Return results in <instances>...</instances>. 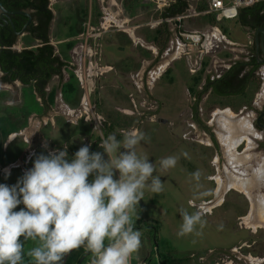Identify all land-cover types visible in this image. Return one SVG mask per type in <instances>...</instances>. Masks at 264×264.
I'll list each match as a JSON object with an SVG mask.
<instances>
[{"label":"rangeland","instance_id":"1","mask_svg":"<svg viewBox=\"0 0 264 264\" xmlns=\"http://www.w3.org/2000/svg\"><path fill=\"white\" fill-rule=\"evenodd\" d=\"M201 1L194 3V9L207 8V0ZM51 2L55 12L51 40L62 50L61 59L70 67L64 69L62 79L55 78L51 82L47 89L50 95L45 106L55 111L56 121L59 124L75 121L79 117L81 122L79 127L75 128L49 126L44 128L43 134L51 137L56 146L62 150L64 147L73 149L75 145H90V152H103L99 147L102 138H106L109 133H116L117 139L122 140L123 136L119 130L136 127L151 137L150 142H141L138 146V154L147 155L150 163H157V173L154 175H159L161 182L165 183L164 191L160 194L145 189L144 199L136 208L133 227L142 231V245L139 251L133 254L130 264H160L158 255L152 254L155 245L156 250L164 258L174 259L175 264H264V219L260 217V210L254 211L251 198L247 195L244 197V194L240 193L242 190L222 189L216 195L220 183L217 174L220 169L217 172L216 168H219L218 162L222 165L226 160L223 154L220 156L218 151L210 147L209 133L205 128L206 125L214 124L217 120L228 119L224 114L240 117L245 108H251L253 102L255 110L262 109L264 83L260 88V81L256 79L241 96L219 98L204 92V95L197 97V93L205 88L203 81L207 84L208 78L214 79L224 73L232 63L233 56L227 57L224 54L226 57L223 55V63L219 61L210 63L211 60L206 63L202 73L200 72L202 75L200 73L198 75L201 80L197 85L193 84L185 59L176 56L177 50L167 56L166 60L163 52L159 50L163 42L161 14L167 6L173 5L172 0H51ZM190 5L192 4H189L188 10L184 13L186 18L182 22L172 20L171 18L174 17L169 18L172 34L178 31L179 23H182L180 26L184 29V22L189 24L199 22V19L193 18L195 10L191 9ZM111 13L116 14L112 23L109 22L113 27L103 34L100 40L89 38L86 41V49H92L94 54L102 52L104 59L99 62L87 54L84 64L83 56L77 53H83L82 49H74L73 43H82L79 36L85 32V37L88 33H99L98 29L103 23L102 18L105 14ZM128 17L133 18L132 21H128ZM115 24L121 25L123 31L118 30ZM225 24L229 26L230 37L245 39L236 21H226ZM129 27H139L135 30V37L145 42L144 45L140 44V40L137 41L129 36L128 33L134 30L125 32ZM63 40L69 42L57 43ZM180 42L183 45L181 40ZM27 45L29 43L26 42L23 46ZM70 45L74 47L70 49ZM215 48V51L219 50ZM213 51L211 54H214ZM90 60L94 61V64L97 62L103 70H97V73L91 72ZM173 63L171 73L170 70L167 73V68ZM147 65H150L149 69L143 76ZM119 68L121 71H117ZM108 71L118 73L117 79L114 74H110L111 72L109 76L106 75ZM115 80L120 85L115 86ZM140 80L145 83L144 92H148V87L156 83L154 94L159 100L157 103L146 100L149 110L143 117L139 114L145 110L139 104L141 95L134 87ZM123 82L127 84L121 91H116V87L124 85ZM19 88L20 86L14 83L7 85L5 95L9 96L10 101L6 108H0L2 109L0 168L5 162L12 160V157L25 145L23 141L32 142V136L27 134L26 126L32 115L44 110L41 102H38L34 87H22L21 95ZM111 99L113 102L110 103ZM197 103L200 109L198 117L195 114ZM121 109L137 115H129ZM69 111H74L76 114H71L74 116L69 118L66 116ZM86 112L90 114L88 118L85 116ZM93 112H96L102 120L98 130L95 131H93L95 129ZM248 114L251 117L256 116L255 111H249ZM20 115H22L21 119H19ZM39 119L42 120V117ZM85 119H88V122ZM16 121L22 122V126ZM220 125L224 126V124ZM18 132L22 133L25 140L14 137ZM40 139H38L39 144L42 142ZM8 145L9 152L4 154L3 150ZM234 148L236 151V147ZM119 151L125 150L121 148ZM43 152L46 153L45 150H40L38 155ZM181 152H187L188 157L181 156L175 168L159 169L160 159L170 155H180ZM229 153L232 151L229 150ZM68 158L71 160L73 156L69 155ZM104 158L108 159L106 154ZM237 158L232 153L229 163L232 165L239 163ZM224 166L227 167L226 164ZM197 169L202 171L200 191L206 193L199 198L194 197L195 181L190 176V173ZM13 172L11 178L6 175V179L1 178L2 175L5 176L4 173L0 174V184L15 185L24 175L19 171ZM93 178L90 176L89 181ZM114 179H119L118 171L115 172ZM23 207L24 205L21 204L14 211H19ZM183 209L189 212L199 209L204 213L207 225L202 230V236L178 235L182 223L180 211ZM137 216L139 219H136ZM250 222L255 226L249 225ZM155 235L158 237L157 244L154 240ZM20 239L23 242V237ZM107 243L106 240L105 244ZM37 244L38 241H26L25 253ZM88 253L90 252L83 247L73 250L64 257L61 264H90L91 254L87 256ZM28 259L25 255L26 262Z\"/></svg>","mask_w":264,"mask_h":264},{"label":"clouds","instance_id":"2","mask_svg":"<svg viewBox=\"0 0 264 264\" xmlns=\"http://www.w3.org/2000/svg\"><path fill=\"white\" fill-rule=\"evenodd\" d=\"M119 131L122 140L116 133L102 138L103 152H90L91 146L84 145L69 160L67 147L54 149L36 156L15 185L0 184V264H61L82 247L91 253L90 264H130L142 245V231L133 227L136 208L145 189L160 194L165 183L154 175L157 163L138 154L141 142L151 137L138 129ZM181 156L187 158L188 153L160 159L159 169L175 168ZM117 171L119 179H114ZM190 176L194 197L206 195L200 191L202 171ZM251 177L264 184V164L253 167ZM244 179L247 183V173ZM21 204L24 207L14 211ZM180 217L179 236L203 235L207 220L202 211L183 209ZM28 240L38 244L25 253Z\"/></svg>","mask_w":264,"mask_h":264},{"label":"flooded vegetation","instance_id":"3","mask_svg":"<svg viewBox=\"0 0 264 264\" xmlns=\"http://www.w3.org/2000/svg\"><path fill=\"white\" fill-rule=\"evenodd\" d=\"M0 4L5 9V11L0 9V43H1L0 44V57L5 58V51L7 50L14 51L18 47L17 45L20 44L21 42L23 44L26 42L31 44L29 46H25L24 47L25 49H28V48L39 49V48L48 47V46L53 47L50 36H51L52 24L55 19V12L52 8L51 0H0ZM175 10L177 11L179 10V8L178 9L174 8V11ZM50 15L52 16L51 20H50ZM261 25L263 26L262 28H264V21L262 22ZM258 28H260V26L257 27L255 31ZM23 39H25V42L22 41ZM73 45H75V47L70 45L69 48L71 49L72 47H74V49H83V46H81L82 43L80 42L79 43L75 42L73 43ZM77 53L80 56H83V53L81 54L79 52ZM55 56L56 54H55V49H54L53 57ZM261 57L262 59H264V53L261 54ZM253 58L257 59L256 52H255V46L249 49L247 53L241 57L240 62L249 63L252 61ZM233 65H231L229 69H231ZM255 66H257V69L255 71L257 78H255L253 81H255L256 79H259L260 88H261V85L263 86V83H264L263 81L264 63L258 64V62H256L255 65L248 66L246 70L242 72L240 78L244 79V76ZM69 67L70 65L68 64L64 66L61 69V74H58V73L56 74L53 71L54 68L47 70L48 73L38 71L40 74L36 76L37 77L36 79H34L31 76L25 77V73L22 70H18V71L11 70L10 78L12 82L18 81L20 85L23 87H26L32 84L34 89L36 90L38 84H40V82L42 83V80L45 77V75L51 74L52 76L48 80L44 88L45 95L40 94V92L36 90L37 94L41 97V104L44 107L43 109L49 110L45 106V103L47 102V100H45L46 99L45 97L47 96V89H48L47 86L55 78L62 79L64 69L69 68ZM1 72L5 74L8 73V71L4 69ZM222 75L223 73L220 75H217L214 79H210L207 83V87H205L204 90L199 91L197 97L204 95V92L206 93L208 92L209 94L215 95L213 86L214 84H218L219 86L221 85ZM13 76H16L15 79L12 78ZM250 85H252V83H250L244 89L243 93L236 94L237 91L240 89V87L244 86V82L241 81L238 83H234L232 85L226 86L227 95L225 96L215 95V96L221 97V98L241 96V95H244L245 92L250 88ZM74 91L75 92L77 91L76 88H74ZM254 106L255 105L253 102V104L251 105V108L250 107L245 108L244 112L241 114L240 116L241 121L242 123L245 122L244 124H242V127L244 126L243 129H246V130L240 132L241 141L237 145L236 151H235V148L230 149V151H232V153L238 157L237 160L239 161V163L228 166L226 164L227 162L223 163L222 165L220 164V162H218L219 168H216V169H217V172H218V169H220L219 173H217L218 176L223 175V173L226 170H228L231 173L233 179L239 180V181L236 180L237 182H240V181L244 182L245 173H247L248 182L245 185L246 191H241L240 193L242 195L244 194L243 195L244 197L246 195L250 197L252 200V204L254 205V208L256 210H259L261 206L262 207L264 206V184L257 183L254 177H251V170L253 167H255L258 164H264V116L260 119V124L262 126H259V123H258V118L264 113V106L262 109H257V110H255L256 108ZM195 111H196L195 113L196 117H198L199 111H200L199 103H197ZM249 111H255L256 116L251 117L248 114ZM205 128L207 129V132L209 133L208 139L211 142L210 147H212V150L218 151L220 156L222 154L224 155V152H225V155H227L228 157L229 152L222 151L224 148L215 132V126L211 123V125L209 124L206 125ZM239 149L241 150L239 151ZM224 164L227 165L226 168H224L225 167ZM228 185H229V182H228ZM253 205H252V208H253Z\"/></svg>","mask_w":264,"mask_h":264},{"label":"crops","instance_id":"4","mask_svg":"<svg viewBox=\"0 0 264 264\" xmlns=\"http://www.w3.org/2000/svg\"><path fill=\"white\" fill-rule=\"evenodd\" d=\"M172 1L174 2L173 4H175L177 0H172ZM200 1L201 0H191L188 3L192 4V6L190 5V7H191V9H194V6H193L194 3L195 2H200ZM260 1L263 2L264 0H260ZM201 2H203V1H201ZM189 4H188V6H189ZM207 4L209 6L208 0H207ZM171 6H173V5H169V6H167L164 9V12H162V14L165 15L164 16L165 18L161 19V21H163V24H162V26H163V30H162V32H163V42H162V45H161V49H159V50H161V52H163V54L165 55V59L166 60H167V56L171 55L176 50H177L176 51V56L178 57L179 54L181 53L182 49H183V45L181 44L180 39H179V37L177 35L178 32H179V29H178V31H175L176 29L174 28L175 32L172 34V25H171V22H170V19H169V18H171V16L166 14V12L168 11V9ZM208 6H207V8H208ZM207 8L199 9V7H198V9H194L195 10L194 14H199V15L195 16L193 14L192 16H194L193 18L199 19V22H195V23L191 22L190 24L184 22V26H185L184 29L186 31H198V32H201L203 34V36H204L203 46H204L205 49H214L215 47H217L215 49H219V50H216V51L214 50L213 51L214 54H211L212 52H210L209 54H205L204 55V61H203L204 65L206 63H208L210 60H211L210 63H214V62H218V61L223 63L224 62L223 55L226 54L227 57L228 56H233V58L231 60L232 63L229 66V67H231V65L236 64L237 62H240L241 57L243 55H245L249 49L254 47V34H255L254 31H255V29L257 27H254L252 25L254 24L255 21H254V19L252 17L249 16V14H248V12L246 11V8H245V9H240L236 14H233V15H230V16H226L220 22H217L213 15H205L203 13L204 11H206ZM162 14H161V16H162ZM106 16H107V14H105V16L102 19H104ZM127 19H128V21H132L133 18L128 17ZM109 20H113L112 17H109ZM226 21H236L237 24H238V27L240 28V30L243 31L245 39H241V38H238V37H230L228 35L229 26L227 24H225ZM181 24L182 23H179V25H181ZM260 27H263V26L260 25ZM137 29H139V27H136V28L135 27H132V28L129 27V29L127 31H125V32H129V31L134 30L132 33L131 32L128 33L129 36L131 38L133 37L137 41L138 40L141 41L140 38L138 39V38L135 37V34H136L135 30H137ZM172 35H174V37H176V38H174ZM50 39H51V36H50ZM134 39H133V41H134ZM22 41L25 42V39H23ZM67 41H69V40H63V41H59L57 43H66ZM51 42H52L53 47L55 49L56 56H59L61 58L62 57L61 56L62 50H60L59 47L55 45V42H53L52 40H51ZM140 44L144 45L145 42L143 43V41H141ZM23 45L24 44L22 42L20 44H18L17 45L18 46L17 49H15L13 52H16V53L20 54L21 52H23L25 50H36V49H31V48L25 49L24 48L25 46H23ZM29 45H31V44H29ZM29 45H27V46H29ZM153 49L154 48H152V50ZM154 50H156V49H154ZM220 53L222 54L221 56H220ZM102 59H104V54H103ZM173 65H174V63L172 65H169V67L167 68V71H166L167 73H169V70H170V73H171V71L173 69ZM149 66L147 65L145 67L143 76H145L147 69H149L148 68ZM229 67H228V69H229ZM112 68L114 69V67H112ZM117 71H121V69L119 68V70H117ZM109 73L110 74H114V76L117 79L116 75L118 73H115V72L112 73V71H108V72H106V75H108ZM200 74H198V75H200ZM106 75H103V76H106ZM198 75H196V76L191 75L192 78H193V84H195L194 83V79ZM10 76H11L10 73L5 74V73L0 71V108H6L7 107L6 106L7 103L10 101V100H8L9 96L5 95L7 93V85L8 84L14 83V84H17V86H20L19 92H20V95H21V88L23 86L19 85L20 83L18 81L12 82ZM154 76L155 75H153V78H154ZM15 77L16 76H13L12 78L15 79ZM33 78L36 79L37 77H33ZM106 78H108V77H106ZM209 80H210V78H208V81ZM171 81H173L172 78H171ZM51 82L47 86L48 89H49V86H50ZM117 84L120 85L116 81V85L115 86H117ZM123 84L124 85H122V86L116 87L117 88L116 91H121V89L127 83L123 82ZM135 84H136V86L134 85V87H136L139 90V93L141 95L140 102H139L140 107H143L145 109L141 113H139L141 115V117H143V116L146 115L145 112H147V110H149V107H147V104H148L147 101H151V102L153 101L154 103H157L159 101L158 99H156V95L154 94L155 93L154 91L156 89V83H153V84H151L148 87V92H144L145 91L144 90V84L145 83L143 84V80H140L139 83L136 82ZM203 85L205 87H207V84H205V81H203ZM28 86H32L33 87L32 84H30ZM1 92H4V94L1 93ZM35 94L37 95L38 102L40 103L41 102V97L37 94L36 90H35ZM190 94L192 95L191 92H190ZM49 95L50 94L47 93V96L45 97L46 98L45 100H48ZM219 98H221V97H219ZM112 99H114V98L112 97ZM112 99L109 101L110 103H111ZM1 110L2 109H0V113H1ZM121 111L122 112H126L127 114L132 115V116H136L137 115V114H135L133 112H130V111H127L125 109H121ZM71 114H76V113H74V111H69L68 113H66V116H68L69 118L71 116H74V115H71ZM85 116H86V118H88L90 116V114L86 112ZM231 116H233V115L229 114L227 117H231ZM21 117H22V115H20L19 119H21ZM40 117H42V120L39 119ZM224 117H226V116H224ZM79 119H80V117L77 120H75V121H72V122L69 121L67 123L59 124V122L56 121V113L53 110L52 111L51 110H43V112H39V114L37 113L35 115H32L31 116V120L29 121V124L26 126V130L28 132L27 134L32 136V142L26 141L23 138L21 132H18L16 135H14V137L17 136L18 138H22V141L25 140V142L23 141V145L24 144L25 145L22 146L19 149V151L12 157V160H9V161L5 162L4 164H2V167L0 168V174L4 173L5 176L2 175L1 178L2 179H6V175L9 178H11L12 174L14 173L13 171H19L20 173H25L28 169H31L33 167V164H34V160H35L36 156H38V153H39L40 150H45V152L47 154H48L49 151L54 150V149L62 150L58 146H56V144L54 143V141H53V139L51 137H49L48 135L43 134L44 128H47L49 126H51L53 128L58 127V126H64V127L65 126L66 127L67 126H72L74 128L75 127H79L80 122H81V120H79ZM82 121H84V120H82ZM85 121L88 122V119L87 120L85 119ZM222 121L223 120H220V121H217V122L222 124ZM16 123H18L20 126H22V122L16 121ZM123 129H126V128H123ZM131 129H137V128L135 127V128H131ZM216 131H217V128H216ZM217 135H218V138L220 139V142H221L222 146L226 147L225 151L228 152L230 149L233 148V147L228 148V146L223 141V139H221V136H220V134H218V132H217ZM236 135L238 136V135H240V133H238ZM26 137H29V136H26ZM40 138L42 139L41 144H39V140H38ZM84 140L87 141V139H84ZM45 142L47 143V148L43 147ZM82 146L83 145H75L73 149L68 147L67 148L68 156L72 155L74 157L75 153ZM234 147H237V146H234ZM8 152H9V145L3 150L4 154H7ZM46 153L43 152L42 154L45 155ZM229 157H230V153H229V156L227 157L228 158V162H229ZM226 172L223 173V175L226 173L225 177H223V175H220L219 178H218L220 183H219V187H218V189L216 191V195L220 193L221 187H223L224 185L228 184V178L227 177L230 175V173L228 172V170H226Z\"/></svg>","mask_w":264,"mask_h":264},{"label":"trees","instance_id":"5","mask_svg":"<svg viewBox=\"0 0 264 264\" xmlns=\"http://www.w3.org/2000/svg\"><path fill=\"white\" fill-rule=\"evenodd\" d=\"M191 0H177L173 6H171L166 14L170 15L171 17L176 16L177 14H183L185 13L189 6L188 2ZM47 4V3H45ZM172 8L178 9L179 12L172 11ZM246 11L248 12L249 16L254 19V24L252 26L258 27L262 24L264 21V1L259 2L253 7L246 8ZM52 16L50 15V20ZM54 55V49L53 47H43L36 50H25L23 52L16 53L11 50L5 51V58L0 57V64L3 65V69L7 70L8 73H11V70H22L25 73L26 76H32L36 77L39 72H45L48 73L47 70L53 69V71L57 74H61V69L67 65V63L63 62L59 56ZM257 62V59L253 58L251 62L249 63H242L237 62L233 67L229 70L224 71L222 78H221V85L214 84V93L217 96H225L227 95V87L229 85H232L234 83L238 82H244V86L240 87V89L237 91L236 94L243 93L244 89L250 84L253 83L254 79L257 78L255 71L257 69V66L253 67L245 76L244 79H241V74L248 66L255 65ZM39 71V72H38ZM51 74L45 75V77L42 80V83L38 84L37 91L40 92V94L45 95L44 88L48 82V80L51 78ZM229 79V80H228ZM241 79V80H240ZM200 77L197 76L194 79L195 84L200 83ZM193 89V88H192ZM191 89V90H192ZM157 235H155L154 240L156 244L158 243ZM154 252L152 254H157L159 257L160 264H175L176 261L174 259H171L169 257L164 258L156 249V245L154 248ZM91 253H88L87 256H89ZM86 257V256H85Z\"/></svg>","mask_w":264,"mask_h":264},{"label":"built area","instance_id":"6","mask_svg":"<svg viewBox=\"0 0 264 264\" xmlns=\"http://www.w3.org/2000/svg\"><path fill=\"white\" fill-rule=\"evenodd\" d=\"M259 2L260 0H228V1L227 0H208L209 6L206 9V11H204L203 13L205 15H213L215 20L217 22H220L226 16L236 14L240 9L253 7ZM114 15L116 14L111 13L103 19V23L98 29L99 33H96V34L93 32L88 33L87 37H85L86 36V32H85L81 36H79L80 37L79 40H81L82 46H83L82 52H83L84 64L86 62L87 54L91 55L96 60H99V62L102 61V57H103L102 52L100 53L99 51V52H96V54H94V51L92 49H89V50L86 49V41L89 38H95L96 40H100V38H102V35L106 34L109 31V29L113 27L112 24L111 25L109 24V22L112 23V20H109V17H112V19H114ZM194 15L198 16L199 14H194ZM184 18H186V16L180 15V16H176L171 19L175 21L178 20V22H181ZM115 25L118 30L123 31V27L121 25L119 24H115ZM178 29H179V32H178L179 38L183 43V49L181 53L179 54V57L185 59L190 74L193 76H196L203 70L204 55L209 54L214 49L204 48L203 46L204 36L201 32L186 31L180 25L178 26ZM94 63H95L94 61L90 60L89 70L91 72L95 71L97 73V70L98 71L103 70L102 68L98 66L97 62L96 64ZM96 73L95 75H97ZM95 109H96V106H95ZM97 115L98 114L96 112H93V116L95 118L94 125H95V128L98 130V127L102 123V120L99 117V115L98 117Z\"/></svg>","mask_w":264,"mask_h":264},{"label":"bare ground","instance_id":"7","mask_svg":"<svg viewBox=\"0 0 264 264\" xmlns=\"http://www.w3.org/2000/svg\"><path fill=\"white\" fill-rule=\"evenodd\" d=\"M224 116L227 117L228 115L224 114ZM217 121H220V120H217ZM217 121H215V123L213 124L215 126L216 134H217V132L220 134L221 139H223V141L226 143L228 148H231V147L234 148V146H237L240 143V141H241L240 140L241 136L240 135L237 136L236 134L246 130V129H243L244 126L242 127V124H244L245 122L242 123L241 118L240 117L238 118L236 116H231V117H228V119H224L223 123H222V124H224V126L220 125V123L217 122ZM244 121H246V120H244ZM217 125H218L219 128L217 127ZM216 128H217V131H216ZM223 148L226 149V147H223ZM223 151H225V150H223ZM231 154L232 153H230V157H231ZM224 157L226 158V162H227L226 164L231 166L232 165L231 163L228 164L229 162H228L227 155H225V152H224ZM226 173L223 175V177L226 176ZM227 178H228L229 185L228 184H226L224 186L222 185L223 187H221V190L222 189L226 190V189H229V188H235V190L237 189V190L246 191V186H245L246 182L245 181L244 182L243 181L237 182L236 179H233L231 173H230V175ZM259 210H260L261 219H264V206L263 207L261 206ZM254 211L258 212V210H256V209ZM257 223H259V222H257ZM249 225L255 226L254 223L251 224V222L249 223Z\"/></svg>","mask_w":264,"mask_h":264},{"label":"water","instance_id":"8","mask_svg":"<svg viewBox=\"0 0 264 264\" xmlns=\"http://www.w3.org/2000/svg\"><path fill=\"white\" fill-rule=\"evenodd\" d=\"M0 9H2L3 11H5V9L3 8V6L0 4ZM172 11H174V8H172ZM175 12H179V10H175ZM180 15H184L183 14H177L176 16H180ZM165 15L162 14V19H164ZM174 16V17H176ZM1 44V43H0ZM254 46H255V52H256V58H257V62L258 64H262L264 63V59H262L261 54L264 53V28L260 27L255 31L254 34ZM0 70L3 71V67L2 65H0ZM264 116V113L258 118V123L259 126H262L260 124V119ZM239 118V116H236Z\"/></svg>","mask_w":264,"mask_h":264}]
</instances>
